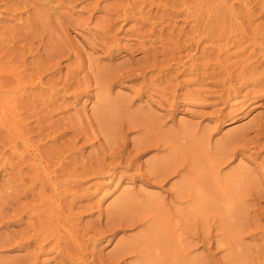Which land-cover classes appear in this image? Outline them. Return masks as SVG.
<instances>
[{
	"label": "rangeland",
	"instance_id": "374dc122",
	"mask_svg": "<svg viewBox=\"0 0 264 264\" xmlns=\"http://www.w3.org/2000/svg\"><path fill=\"white\" fill-rule=\"evenodd\" d=\"M0 264H264V0H0Z\"/></svg>",
	"mask_w": 264,
	"mask_h": 264
},
{
	"label": "bare ground",
	"instance_id": "6f19581e",
	"mask_svg": "<svg viewBox=\"0 0 264 264\" xmlns=\"http://www.w3.org/2000/svg\"><path fill=\"white\" fill-rule=\"evenodd\" d=\"M235 136H236V135H235ZM232 138L234 139L235 137H232ZM232 138H231V139H232ZM232 141H233V140H232ZM230 143H232V142H230ZM223 147H225V146H223ZM223 147H222V148H223ZM222 148L219 149V152L217 151L218 154H220V157H221L222 154L225 153V151L222 152ZM225 148L227 149V147H225ZM225 148H224V149H225ZM218 154H217V155H218ZM225 154H226V153H225ZM227 154H228V153H227ZM172 168H173V167H172ZM173 171L175 172V169H174ZM187 190H188V189H186V192H189V191H187ZM189 193H190V192H189ZM191 193H192V192H191ZM191 193H190V194H191ZM187 195H188V193H187ZM157 223H158V222H157ZM153 224H154V222L152 223V226H153ZM154 226H155V225H154ZM158 226H159V224L156 225L155 228H159ZM153 228H154V227H153ZM155 228H154V229H155ZM160 228H161V227H160ZM153 231H154V230H153ZM141 240H142V239H141ZM121 242H122V241H121ZM123 242H124V243H123L124 245H126V244L128 243V242H127V243L125 244V241H123ZM142 242H145V241H142ZM142 242H140V243L142 244ZM119 244H120V242H119ZM121 244H122V243H121ZM121 244H120V246H121ZM128 244H129V243H128ZM128 244H127V246H128ZM177 244H178V243H177ZM118 246H119V245H118ZM122 246H123V245H122ZM122 246H121L120 249H122ZM134 247H135V246H134ZM123 248H124V247H123ZM126 248H127V247H126ZM175 248H176V247H175ZM120 249H119V250H120ZM132 251H133V249L131 250V252H132ZM137 251H138V250H137ZM140 251L142 252V250H140ZM177 252H178V251H176V253H177ZM181 255H182V254H181ZM181 255H180V256H181ZM145 262H146V261H144L143 263H145Z\"/></svg>",
	"mask_w": 264,
	"mask_h": 264
}]
</instances>
